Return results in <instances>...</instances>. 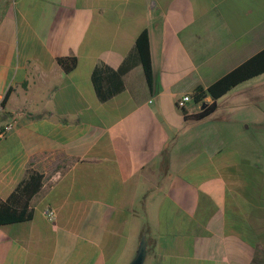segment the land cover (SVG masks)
Masks as SVG:
<instances>
[{"label": "crops", "instance_id": "crops-1", "mask_svg": "<svg viewBox=\"0 0 264 264\" xmlns=\"http://www.w3.org/2000/svg\"><path fill=\"white\" fill-rule=\"evenodd\" d=\"M262 50L264 0H0V200L42 177L30 220L0 226V264H131L143 239L142 264H264V73L202 121L177 106ZM227 122L256 138L244 169Z\"/></svg>", "mask_w": 264, "mask_h": 264}, {"label": "trees", "instance_id": "trees-1", "mask_svg": "<svg viewBox=\"0 0 264 264\" xmlns=\"http://www.w3.org/2000/svg\"><path fill=\"white\" fill-rule=\"evenodd\" d=\"M135 51L137 59L142 66L144 78L146 84L150 90L153 88L152 66L149 53L148 35L146 31H143L136 40ZM58 64L61 69L68 73L72 71L76 66L75 58H60ZM264 73V50L241 64L239 67L204 89L200 86L194 88L191 94V101L196 105L206 103L205 99L210 98V102L206 103L201 111L196 114L188 116L184 110V119L195 122L202 121L209 115H211L216 109V102L219 98L225 95L235 86L247 81L253 77ZM99 74L96 70L93 73L94 83L95 78ZM120 91V89L116 90ZM96 92L101 100L108 99L112 93H102L99 88L96 87ZM114 93V92H113ZM42 177L38 174L32 173L16 187L14 192L9 196L6 201L0 200V226L19 224L27 222L31 218V210L29 204L31 199L38 193L41 188Z\"/></svg>", "mask_w": 264, "mask_h": 264}, {"label": "rangeland", "instance_id": "rangeland-1", "mask_svg": "<svg viewBox=\"0 0 264 264\" xmlns=\"http://www.w3.org/2000/svg\"><path fill=\"white\" fill-rule=\"evenodd\" d=\"M213 123H214V125L215 124L216 125L223 124V122H219V121L213 122ZM228 124H229V122L226 123V129H224V131H222L223 129L222 130H219V128H218V130H219L220 133H221V131L227 133V135H225V136H224V134L221 133L222 136L219 137L220 138V141H223L224 144L226 145V148L224 149V152H226L227 157H231V159H233L232 160L233 163L238 164L240 168L244 169L245 165L244 164H239V163H241V162H239V160H240V154L237 153L236 150L239 149L242 145H245L247 140L249 141V144L251 145V142L254 139H256V138L255 137L254 138L251 137V135H250L251 133H247V132H245V135H243L241 138L240 137H238V138H228ZM231 124H232V122L229 125H231ZM229 129H230V127H229ZM230 139H232V141H233V143H232V146H233L232 152H230L228 150V142H229ZM240 141H242V143ZM221 157L222 156L218 155V160ZM250 159L251 160L254 159L251 154H250Z\"/></svg>", "mask_w": 264, "mask_h": 264}, {"label": "built area", "instance_id": "built-area-1", "mask_svg": "<svg viewBox=\"0 0 264 264\" xmlns=\"http://www.w3.org/2000/svg\"><path fill=\"white\" fill-rule=\"evenodd\" d=\"M191 96L185 95L183 96L178 102H177V106L178 108H183L184 105L188 102H190ZM11 129V126H5L0 128V140H2L3 138H5V136L8 134L9 130ZM44 216L47 218V220L54 225L55 223V219H56V215L55 212L52 209H45L44 210Z\"/></svg>", "mask_w": 264, "mask_h": 264}, {"label": "water", "instance_id": "water-1", "mask_svg": "<svg viewBox=\"0 0 264 264\" xmlns=\"http://www.w3.org/2000/svg\"><path fill=\"white\" fill-rule=\"evenodd\" d=\"M206 103L202 104L201 106V110L206 107ZM144 255H145V241L144 239L141 241V244L139 246L138 252L136 254V257L134 258V260L132 261L131 264H142L143 259H144Z\"/></svg>", "mask_w": 264, "mask_h": 264}]
</instances>
